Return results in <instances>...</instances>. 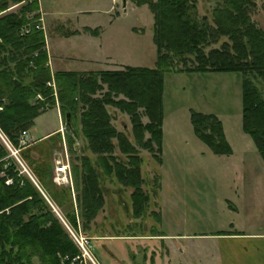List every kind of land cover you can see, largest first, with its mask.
Here are the masks:
<instances>
[{
	"label": "trees",
	"instance_id": "obj_1",
	"mask_svg": "<svg viewBox=\"0 0 264 264\" xmlns=\"http://www.w3.org/2000/svg\"><path fill=\"white\" fill-rule=\"evenodd\" d=\"M22 1L0 0V13ZM132 1L148 5L154 17L157 53L153 68L52 72L44 31L33 23L28 33L22 32L40 17L38 1L0 15V130L20 148L38 185L21 173L0 141V264H34L35 259L39 264H84L73 262L81 251L47 199L69 225L88 236L107 206L108 180L131 190L133 219L151 216L160 222V212L151 210L155 194L145 188L139 149L152 153L162 164L167 74L241 73L242 131L264 160V95L253 82L259 79L264 84V30L251 17L257 0H214L212 19L199 17L198 0ZM31 13H35L32 21ZM84 32L98 36L100 31L85 28ZM57 102L64 120L71 114L67 130L83 142L79 152L70 134L67 138L73 154L75 202L70 188L52 182L53 167L45 156L34 157L31 148L19 144L21 133L32 128L41 114L56 108ZM109 108L129 117L132 139L113 125ZM190 113L195 135L214 154L231 155L221 120L212 114ZM9 179L12 182L7 184ZM159 180L156 174L158 189Z\"/></svg>",
	"mask_w": 264,
	"mask_h": 264
},
{
	"label": "rangeland",
	"instance_id": "obj_2",
	"mask_svg": "<svg viewBox=\"0 0 264 264\" xmlns=\"http://www.w3.org/2000/svg\"><path fill=\"white\" fill-rule=\"evenodd\" d=\"M39 1L46 49L48 45L49 53H54L60 48L58 52L63 56L60 61L55 60L57 65L54 70L109 71L103 70V65L96 62L105 54L113 55L117 63L131 67L155 66L154 17L148 5L137 6L132 0ZM256 3L251 17L264 30V0H257ZM214 4V0H198L199 17L212 19ZM85 28L100 31L106 51L100 50L99 35L84 32ZM77 29H82V34H72L68 40H61L64 39L61 35ZM243 78L241 73L165 75L162 164L152 153L139 149L144 160L142 175L146 179L145 188L147 192L153 191L155 194L152 196L151 210L160 212L159 223L151 216L133 219L131 190L124 189L114 180L107 181L104 189L107 206L88 236L81 229L69 225L60 209L46 198L81 252L83 250L66 224L75 234H82L86 239L85 249L90 258L86 256L84 264H144L143 256L146 257V264H223L219 254H223V247L226 251L228 249L218 240V236L213 235L222 232H259L260 226L264 229V191H259V176L263 175L259 170L260 156L252 139L242 131ZM253 82L264 95V84L259 79H253ZM191 110L212 114L221 120L226 140L232 149L231 155L214 154L195 135L190 122ZM109 112L113 125L132 139L129 117L116 109L109 108ZM143 121L148 120L144 117ZM59 128V133L41 143L29 140L28 129L27 146L32 149V156L44 155L45 161L50 162L53 183L55 161H63L65 153L68 155L71 181L68 185H54L70 188L69 196L75 202L71 167L73 154L67 139L71 133L65 126L58 102L56 108L35 120L32 137L38 139ZM71 139L80 152L83 142L75 135H71ZM0 141L3 144L1 137ZM3 146L9 152L8 147ZM17 149L19 152L16 156L27 171H23L17 157L9 152L10 156L21 173L37 185L20 156V148ZM256 170L261 174H256ZM156 174L160 176V189L154 182ZM240 176H247V184L241 182ZM243 185L246 195L241 190ZM66 203L68 206L69 201ZM134 253L139 262H135ZM149 258L152 259L150 262ZM34 264H39L38 259L34 260Z\"/></svg>",
	"mask_w": 264,
	"mask_h": 264
},
{
	"label": "crops",
	"instance_id": "obj_3",
	"mask_svg": "<svg viewBox=\"0 0 264 264\" xmlns=\"http://www.w3.org/2000/svg\"><path fill=\"white\" fill-rule=\"evenodd\" d=\"M81 30L82 29H80V30L77 29L74 31H78L79 34H82ZM61 36L64 37V39H61L63 41L69 39V37L67 38L65 36V34L61 35ZM99 37L100 38H98V39H99L100 50L102 52L104 50L106 51V49H104V45H105L103 43L104 41H103V39H101L102 35L100 34ZM56 50H57V52L49 53V47L47 45V51H48V55H49V66H50L52 72H56V70H54V66L56 64L55 60H59V59L61 60V58L63 57L62 54H60L58 52L60 50V48H57ZM93 62H95V61H93ZM96 62H99L100 64L103 65V67H104L103 70H109V71L122 70L125 67L130 66L129 64H123V63L119 64V63H117V59H115V56H113V55L108 56L106 54L104 57H101L100 61H96ZM57 71H63V70H57ZM96 71H102V70H96ZM75 72H78V71H75ZM80 72H90V71H80ZM32 128H30V131H29V135H30L29 140L32 143H34V142L41 143V141L46 140L50 136L57 134L60 131V128L57 130H52V131L47 132L43 137L38 138V139H34L32 137V132H33ZM259 156H260V154H259ZM259 158H260L259 161L261 162V163L259 162V167H260L259 170L261 173H263V175L259 176V182H260L259 191L263 192L264 191V160L262 159L261 156ZM257 165H258V162H257ZM261 173H258V171L256 172V174H261ZM246 177L247 176H240L239 179L241 180V182L243 181L247 184V178ZM246 184H245V186H246ZM245 186L243 185L241 188V190H243L244 193H245V190H244ZM236 189H238V188H236ZM241 194H242V192H241ZM245 195H246V193H245ZM260 228L261 229L259 230V232H249V233L248 232H235V233H231V234L227 233L228 235H213V236H218L217 237L218 240H220V242L222 241L226 245L225 248L228 249L226 251L223 247L222 248L223 254H219V258L221 259L222 263L223 264H264V229L261 226H260ZM222 233H225V232H222ZM134 254H135L134 258L136 260L135 262H137L138 260L136 259V253H134ZM150 259L151 258H149V262H150ZM145 262H146V257L143 256V263L146 264Z\"/></svg>",
	"mask_w": 264,
	"mask_h": 264
},
{
	"label": "built area",
	"instance_id": "obj_4",
	"mask_svg": "<svg viewBox=\"0 0 264 264\" xmlns=\"http://www.w3.org/2000/svg\"><path fill=\"white\" fill-rule=\"evenodd\" d=\"M34 0H23L22 2L10 5L8 7L7 10L3 11L0 13V15L2 14H6V13H10L13 12L14 9L19 8L21 5L26 4L28 2H32ZM40 3L39 0H36ZM35 13H31L29 14V19L32 21L33 20V16ZM38 14L40 15V17L30 23H28L22 30L23 33H28L31 29V26L33 23H35L37 25V29L43 30L44 31V21H43V17H42V12L39 10ZM62 132V131H61ZM26 135H27V131H23L20 135V147L21 146H27V139H26ZM0 137L2 138V142L3 144L8 147L9 152L14 155V157L16 156V154L19 152V150L17 148H15L11 141L4 136L1 132H0ZM57 153V152H56ZM65 160L60 161V160H56V167H55V176L53 178L54 183L58 184V185H65V184H69L71 181V175H70V163H69V159H68V155H66L65 153ZM17 157V156H16ZM64 159V158H63ZM17 161L20 163L21 168H23V171H27L23 165L22 162L19 161L18 157H17ZM12 181L9 179L6 181L7 184H10ZM66 227H68L69 231L72 233L75 241L78 243V245L80 246V248L83 250L80 254V256H77L75 258H73V262H83L84 260H86V256L90 258L87 250L85 249V242L87 243L86 239L84 238V236L82 234H75L74 231L68 226V224H66ZM82 235V236H81ZM86 237V236H85ZM84 259V260H83ZM74 264V263H72Z\"/></svg>",
	"mask_w": 264,
	"mask_h": 264
},
{
	"label": "water",
	"instance_id": "obj_5",
	"mask_svg": "<svg viewBox=\"0 0 264 264\" xmlns=\"http://www.w3.org/2000/svg\"><path fill=\"white\" fill-rule=\"evenodd\" d=\"M65 121H66V126L70 128L71 127V114L70 113L67 114Z\"/></svg>",
	"mask_w": 264,
	"mask_h": 264
}]
</instances>
